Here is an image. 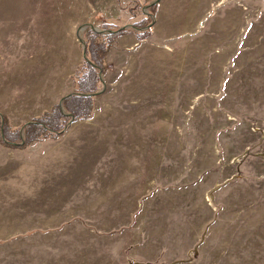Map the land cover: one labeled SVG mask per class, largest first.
<instances>
[{"label":"rangeland","instance_id":"rangeland-1","mask_svg":"<svg viewBox=\"0 0 264 264\" xmlns=\"http://www.w3.org/2000/svg\"><path fill=\"white\" fill-rule=\"evenodd\" d=\"M149 3L0 0L13 127L74 90L84 26L128 29L88 119L0 145V264H264V0H158L139 40Z\"/></svg>","mask_w":264,"mask_h":264},{"label":"trees","instance_id":"trees-1","mask_svg":"<svg viewBox=\"0 0 264 264\" xmlns=\"http://www.w3.org/2000/svg\"><path fill=\"white\" fill-rule=\"evenodd\" d=\"M152 0H143L146 5ZM155 4L146 8V14L132 23L131 27L138 33L137 39L141 40L148 35L145 29L154 16ZM100 32L89 25L82 30V49L85 70L75 73V88L71 95L65 96L58 104L51 107L50 111L29 122L17 127L10 125L8 119L0 115V145L6 148L23 150L32 143L45 140L55 141L61 137L71 121L88 119L93 110L91 96L101 86V76L105 72L104 64L106 55L116 37L128 33V29L103 23L98 26Z\"/></svg>","mask_w":264,"mask_h":264},{"label":"crops","instance_id":"crops-1","mask_svg":"<svg viewBox=\"0 0 264 264\" xmlns=\"http://www.w3.org/2000/svg\"><path fill=\"white\" fill-rule=\"evenodd\" d=\"M72 92H73V90L71 91V92H69V93H67V94H65L62 98H64L65 96H68V95H71L72 94ZM97 95V92L95 93V94H92V95H88V96H91V98H92V101H93V104H94V97Z\"/></svg>","mask_w":264,"mask_h":264},{"label":"water","instance_id":"water-1","mask_svg":"<svg viewBox=\"0 0 264 264\" xmlns=\"http://www.w3.org/2000/svg\"><path fill=\"white\" fill-rule=\"evenodd\" d=\"M157 1L158 0H153L152 2H150L149 4H155V3H157ZM90 27H92L91 25H89ZM94 30H96V31H99L100 32V30L99 29H95L94 27H92ZM124 28V27H123ZM80 42L82 43V40L80 39ZM82 54H84V51H83V49H82ZM72 122V121H71Z\"/></svg>","mask_w":264,"mask_h":264}]
</instances>
